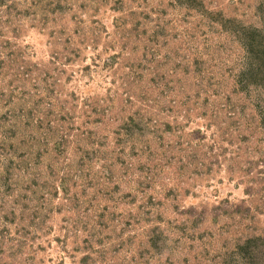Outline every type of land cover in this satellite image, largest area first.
Listing matches in <instances>:
<instances>
[{
    "label": "rangeland",
    "instance_id": "1",
    "mask_svg": "<svg viewBox=\"0 0 264 264\" xmlns=\"http://www.w3.org/2000/svg\"><path fill=\"white\" fill-rule=\"evenodd\" d=\"M204 1L247 22L260 2ZM21 7L3 28L39 69L0 75V264H171L143 250L155 226L181 260L220 264L230 237L264 233V131L234 91L231 36L175 0ZM137 111L158 137L119 142Z\"/></svg>",
    "mask_w": 264,
    "mask_h": 264
},
{
    "label": "trees",
    "instance_id": "2",
    "mask_svg": "<svg viewBox=\"0 0 264 264\" xmlns=\"http://www.w3.org/2000/svg\"><path fill=\"white\" fill-rule=\"evenodd\" d=\"M175 1L188 10L200 12L210 28H217L216 30L231 36L232 47L235 43L234 51L237 55L234 63L229 65L235 86L234 91L251 99L253 119L256 118V122L259 121L258 125L264 131V0H260L256 5L255 17L257 19L251 22L244 21L235 15H226L222 9L216 10V8L208 6L204 0ZM55 10L56 8L53 9V11ZM23 13L21 0H0V75L7 68L12 70L11 75L13 77L10 83H19L30 78L33 72L39 69L37 63L34 64L25 59V51L22 50L16 38L19 35L16 33L15 36H8V31L3 28L5 23L11 24L16 17H20ZM15 30L18 29L14 28ZM49 76L47 75L45 79ZM96 110L99 111L98 108ZM19 112L13 114V117L15 116L14 120L21 116V118H24V122L22 121L21 124L25 125L24 123H28L27 117L31 118L32 114ZM127 119L128 121L124 119L122 125L119 126L120 129L126 130L122 134L125 137L118 136L119 142L126 139L129 141L136 140L134 141L136 143L138 138L147 134L146 131L158 137L155 133H158L159 130L152 128L150 119L141 112L137 111L135 117L130 115ZM15 122L14 136H17L21 124L17 120ZM178 127L183 128V126ZM173 129L175 127L170 122H165L164 132H172ZM116 132L121 135L119 129ZM217 141L216 135V137H213V144L216 145ZM60 143L62 144V140L54 146L58 151L63 150L59 146ZM213 144L211 145L212 148H214ZM9 161L6 170L10 173L13 168V158ZM247 232L241 231L240 234L230 237L226 243L228 247L219 252L217 251L216 259L220 264H264V233ZM176 246L171 234L167 233L164 228L155 226L143 245V250L151 251L157 256L166 255V261H171V264H189L188 256L183 260L180 259L182 257ZM76 264L95 263L89 252L77 260Z\"/></svg>",
    "mask_w": 264,
    "mask_h": 264
}]
</instances>
